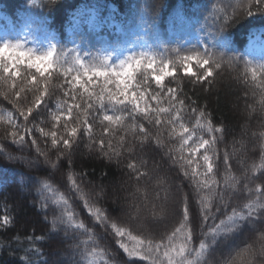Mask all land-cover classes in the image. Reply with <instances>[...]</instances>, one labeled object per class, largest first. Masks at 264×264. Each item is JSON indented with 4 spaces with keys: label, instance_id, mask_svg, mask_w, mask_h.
<instances>
[{
    "label": "trees",
    "instance_id": "obj_1",
    "mask_svg": "<svg viewBox=\"0 0 264 264\" xmlns=\"http://www.w3.org/2000/svg\"><path fill=\"white\" fill-rule=\"evenodd\" d=\"M246 11V0H0V45L19 42L20 50L31 49L33 56L55 47L52 66L42 63L41 71L30 67L28 57L15 63V52L3 54L11 71L0 68V264H167L164 251L183 242L187 230L192 247L201 240L208 244L200 264H249L241 250L249 244L259 249V231L255 236L234 231L215 241L204 235L233 208L243 211L259 195L256 188H264L259 167L264 164V73L258 67L264 51L250 44L264 39V10L251 8L252 16ZM193 55L211 58L210 64L219 57L221 66L212 65V75L197 82L183 71V57ZM133 57L176 68L163 87L151 71L135 73L128 92L130 97L136 92V105L131 99L110 102L109 92L119 96L116 84L105 86V79L95 76L89 82L79 64L119 71L120 62ZM192 67L197 76L205 71L195 62ZM45 87L49 95L25 120L19 112L32 107ZM168 88L175 90V99ZM21 135L23 143L17 142ZM61 138L70 139L71 147ZM202 140L210 141L212 172L203 160L205 149L196 150ZM133 162L136 168L130 169ZM206 202L215 222L211 217L203 222ZM89 208H100L108 220L97 221ZM111 222L145 241V255L147 241L160 244L159 251L153 250L150 260L129 258L118 242L131 247L135 241L117 237ZM80 223L84 228L76 227ZM182 224V233L169 241ZM225 244L234 250L223 255ZM56 251L63 257L54 262ZM252 264H264L258 251Z\"/></svg>",
    "mask_w": 264,
    "mask_h": 264
},
{
    "label": "snow or ice",
    "instance_id": "obj_2",
    "mask_svg": "<svg viewBox=\"0 0 264 264\" xmlns=\"http://www.w3.org/2000/svg\"><path fill=\"white\" fill-rule=\"evenodd\" d=\"M247 3V11L246 15L252 16L253 13L251 11V8H256L258 11L264 10V0H246ZM240 17L237 16L236 19H239ZM236 20H233L232 23H235ZM225 27H231V24L225 25ZM251 35V32H250ZM23 48V45L21 43H16L14 45L9 44V43H3L0 45V68L3 69L4 72H10L11 68L9 67V64L4 60L3 54L5 53L6 50H11L17 54L15 63H20L19 57H28V59L31 61L30 67H35L38 71H41V64H45L47 67H51V61L53 59V53L55 52V47L53 46L49 51L46 52L44 55H36L33 56L32 50L28 51H21L20 49ZM210 59L211 58H201L198 55H193V56H186L183 57V60L185 61L183 71L185 74H190L192 77L196 78V81H202L206 79L207 77L211 76L213 73V66L214 65L216 68H219L221 66L220 59L221 58H216L215 60L211 61L210 64ZM192 62H195L199 65L200 68L205 69V71L197 76V73L193 70L192 67ZM163 63V62H161ZM248 63H251L249 61ZM80 68L83 69L82 75L87 76L88 81H92V77H103L105 79V86L107 83H115L117 88L120 89L119 96H123V100L119 99V96L115 93H108V99L110 102H115V103H124V101L131 99V103L133 105H136V92L131 93V97L129 96V88L133 87L131 84V81L134 79L135 73L140 72L141 69L144 71H151L152 73V78H154L155 82L157 85H160L163 87V81L165 77L167 76H172L176 72V68L172 67L171 69H168L167 65L165 64L163 67H157L156 62L154 59L147 60L146 62L142 61L141 59H136L135 57L131 58L128 61H121L120 62V70L117 71L115 68L109 67V68H89L85 66L84 61H80ZM15 66V64H13ZM259 71L264 73V63L260 64L259 66ZM78 74L75 77V80L78 82L80 80V75L79 69L77 70ZM252 76L253 79L255 80L256 74H257V68H252ZM91 73V74H89ZM159 73V74H157ZM43 74V72H41ZM13 75L18 76L19 72L17 71ZM0 79H3V77H0ZM147 79V78H146ZM33 82L36 81V77H32ZM211 83V82H209ZM13 87L15 86L13 82ZM122 86V87H121ZM81 87H85L84 84L81 85ZM23 91V89H21ZM85 91H87V88L85 87ZM104 91V89H102ZM168 93L172 95V98L175 99V90L168 88L167 89ZM48 89L45 87L44 91L35 97V100L33 102L32 107H28L27 111H20L19 115L23 116L25 120H27L28 115H30L33 112V108H39L41 103L45 101V97L48 96ZM141 95H143L141 93ZM16 97L20 96V92L15 93ZM153 99H156V96L152 97ZM180 104H183V101H179ZM76 107H79V105H76ZM91 107V105H89ZM145 113H147V109L142 110ZM157 113L159 112H164L166 111L165 109H157L155 110ZM67 112L69 116H71L72 113V107L69 106L67 108ZM201 116L204 115L203 112L200 113ZM147 118V116L145 117ZM2 119V118H0ZM57 120H59V116L56 117ZM105 120L113 122L114 117L111 115H106L104 117ZM121 117L117 116L115 117V120H120ZM151 122V121H150ZM9 123H13V121H9ZM156 124L160 123L159 119L155 120ZM171 123V122H170ZM13 126H15L13 124ZM90 127V126H89ZM183 127V125H181ZM184 132H188L189 130L187 128L183 129ZM211 127H209V131H211ZM40 131L43 133V135L47 136L49 133L44 132L43 129H40ZM77 129L73 127L71 129V134L74 137ZM107 131V129H106ZM13 140L16 139V133L13 132L12 134ZM50 135L53 137L52 143L55 145L58 143L56 139V133L52 132ZM192 134L189 133L187 139L184 140V143H187L188 139H191ZM63 139V138H61ZM19 143L24 142V137L21 135L19 137V140L17 141ZM32 143H35L33 140ZM159 143V141H157ZM63 144L66 147H71L70 139H63ZM101 144H103V141H101ZM210 144L209 140H202L196 145V150L198 151L200 148H204L205 152L203 155V160L207 163V171L212 172L213 165L210 162V157L208 155V148L206 147L207 145ZM131 151V149H129ZM39 151V149H37ZM11 158V157H9ZM186 163L188 165L192 164V160L188 159L186 160ZM55 166V165H53ZM128 167L130 169H135L136 165L135 163H130L128 164ZM256 165H253V170L256 169ZM259 167L264 168V164L259 165ZM185 175L187 176L188 173L185 172ZM193 175H198V173H193ZM73 186L75 187V182H73ZM45 187L47 188L48 185L45 184ZM249 192H252L253 189L249 188ZM256 192L259 193V195L256 197L255 200L249 201L248 203L244 204L243 206V211H237L235 208H233L231 214H228L224 219H220L219 224H214V226L209 228V231L204 233V235L207 237L211 235L213 241L219 236H226L229 233H233L234 231L239 234L240 232L247 230L250 234L255 236V233L257 231L260 232L259 236V249H254L251 244H249L246 248L241 250V253L243 255H247L250 257L249 264H252L253 260L255 259V256L257 254V251L259 252L261 257H264V188L262 187H257ZM204 200L207 201L208 197H204ZM85 206H87V200L84 201ZM45 205L41 203V207H44ZM225 208H227V203L225 202ZM211 209V204L210 203H204L201 209V214L203 218V222L207 223L209 220V217L215 222L216 220V215L215 213L210 211ZM220 208L216 209V212H219ZM89 213L90 215L94 216L97 221H107L108 217L105 215L104 211L101 210L100 208H96L95 211H92V209L89 208ZM68 219L71 221L73 219L72 213L68 212ZM189 215V208H188V203H187V197H185L184 201V209H183V216L184 220L187 221ZM196 219H199V216L196 217ZM4 224H8L9 220L7 217L4 218ZM243 225V228L241 227ZM56 226V221H53V228ZM78 228H84V224L80 223L76 225ZM111 229L114 231L115 235L117 237H124V236H129L132 240L135 241V244H133L131 247L128 244L123 243L122 241H119V247L123 249V251L126 253V255L129 258H142L145 260H150L151 259V254L153 250L159 251L160 244L153 245L152 241H147V248L146 251L148 255L144 254V251H142V246L145 245V241L140 240L137 237L131 236V233L127 232L125 228H122L117 225L115 222H111L110 224ZM203 227V224H201V228ZM184 228V225L182 224L181 227H178L175 229V231L168 237L169 241H172L174 237L177 236V234L182 233V229ZM192 232L191 230H187L183 232V242L179 243L178 245H173L170 248H167L163 255L164 257L167 258V264H200L201 260L203 259L207 249H208V244L204 241L201 240L199 243V247H192ZM228 243V241H225ZM234 250L233 247H230L229 251L231 252ZM39 252V249L36 250ZM240 253H238L239 255ZM131 264V262H129ZM151 264H156L155 260H151ZM225 264H229L228 261H225Z\"/></svg>",
    "mask_w": 264,
    "mask_h": 264
},
{
    "label": "rangeland",
    "instance_id": "obj_3",
    "mask_svg": "<svg viewBox=\"0 0 264 264\" xmlns=\"http://www.w3.org/2000/svg\"><path fill=\"white\" fill-rule=\"evenodd\" d=\"M256 46L258 47V50H264V40H263L262 42H258ZM184 63H185V62H183V65H184ZM33 162H34V160H33ZM132 217H136L134 212H133V214H132ZM154 217H155V216H154ZM154 217H152V218H154ZM259 236H260V235H259ZM259 236H258V237H259ZM241 239H242V238H241ZM230 247H233V246H230L229 244H225V245L223 246V248L220 250V251H221V254L225 255V254H227V253H231V252L229 251ZM54 257H55V259H53V260H54V262H56V261H58L60 258H62L63 256L61 257L60 254H58L57 251H56Z\"/></svg>",
    "mask_w": 264,
    "mask_h": 264
}]
</instances>
